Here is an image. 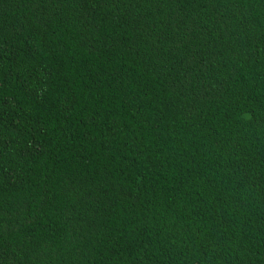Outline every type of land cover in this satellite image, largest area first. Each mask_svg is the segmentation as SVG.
<instances>
[{
  "label": "trees",
  "instance_id": "obj_1",
  "mask_svg": "<svg viewBox=\"0 0 264 264\" xmlns=\"http://www.w3.org/2000/svg\"><path fill=\"white\" fill-rule=\"evenodd\" d=\"M0 264H264V0H0Z\"/></svg>",
  "mask_w": 264,
  "mask_h": 264
}]
</instances>
